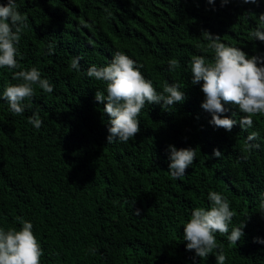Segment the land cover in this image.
Returning a JSON list of instances; mask_svg holds the SVG:
<instances>
[{"label":"trees","instance_id":"obj_1","mask_svg":"<svg viewBox=\"0 0 264 264\" xmlns=\"http://www.w3.org/2000/svg\"><path fill=\"white\" fill-rule=\"evenodd\" d=\"M7 0H0L6 4ZM27 15L17 45L19 69L0 68V94L13 71L36 67L53 85L35 87L22 115H13L0 99V229L19 230L17 217L33 224L43 250L41 264H216L215 249L201 259L186 250L183 225L194 208H209L208 193L230 202L236 215L229 229L245 235L236 245L216 234L225 264H264V116L242 130L237 106L225 104V116L237 124L231 132L209 124L202 109L201 81L191 83L190 61L204 52L202 32L221 42L264 57V42L249 33L264 13V0H16ZM87 24L88 27H84ZM55 52L48 54V45ZM116 51L143 64L142 74L157 92L178 83L187 99L162 108L145 104L140 132L127 143L108 144L109 117L95 100L102 81L87 76L92 65H107ZM80 57L79 71H69ZM180 67L170 72L168 61ZM106 103V102H105ZM38 113L39 130L27 123ZM258 132L259 149L244 151L247 136ZM193 148L186 174L174 179L168 146ZM213 149L223 154L216 158ZM247 156V159L244 157ZM139 209L140 215H136Z\"/></svg>","mask_w":264,"mask_h":264},{"label":"clouds","instance_id":"obj_2","mask_svg":"<svg viewBox=\"0 0 264 264\" xmlns=\"http://www.w3.org/2000/svg\"><path fill=\"white\" fill-rule=\"evenodd\" d=\"M214 0H208L213 3ZM231 0H221L224 6ZM245 4H258L259 0H242ZM27 15L18 11L16 0H7L0 4V68L10 71L19 69L17 61L21 34L27 28ZM88 27L87 24H83ZM203 38L208 41L204 52L213 53L211 61H206L204 55L193 56L190 61L191 83L201 85L204 100L201 104L203 110L211 115L209 124L215 129L223 128L231 132L237 124L235 119L224 115L228 109L225 104L237 106L243 113L239 124L242 130L253 126V117L264 116V57H248L247 53L239 47L229 46L220 40L219 35L208 31L202 32ZM252 40L264 42V13L258 16L257 27L249 33ZM55 52L53 44L48 45V54ZM80 57L71 60L69 71H79ZM169 71L180 67L179 61L172 58L168 61ZM143 64L131 59L121 51H116L110 62L105 66L92 65L87 70V76L102 81L106 85L105 92L96 91L95 100L104 104L103 111L110 118L108 144L113 142L127 143L140 132L138 116L145 104H157L162 108L183 103L187 97L185 91L180 90L178 83H165L162 91L157 92L150 80L142 74ZM12 79L20 81L17 84H8L0 94V99L6 101L9 111L13 115H22L26 105L24 101L35 94V87L45 93H52L54 88L48 79L42 78L36 67L28 70L13 71ZM35 86V87H34ZM106 102V103H105ZM27 123L39 130L43 121L38 113L28 117ZM259 133L251 132L247 136L244 151L259 149ZM170 161L168 171L174 179H179L186 174V170L193 164L196 151L193 148L177 149L168 146ZM219 149H213L212 155L216 158L222 156ZM247 159V156L244 157ZM209 208L197 207L191 212L190 219L183 225V239L186 250L194 251L201 259L209 256L215 249L217 251L216 264H225L227 259L222 246L217 244L216 234L226 236L229 245H236L245 235L240 227L229 225L236 213L230 209V202L226 197L216 191L208 193ZM261 213L264 214V194H261L259 204ZM140 215L139 209L135 212ZM21 227L19 230L10 228L0 229V264H41L43 250L33 233V224L30 221L17 217ZM256 243H264V239L254 238Z\"/></svg>","mask_w":264,"mask_h":264}]
</instances>
